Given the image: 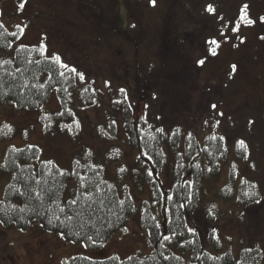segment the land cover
<instances>
[{"label":"rangeland","instance_id":"rangeland-1","mask_svg":"<svg viewBox=\"0 0 264 264\" xmlns=\"http://www.w3.org/2000/svg\"><path fill=\"white\" fill-rule=\"evenodd\" d=\"M0 22L20 30L13 47L37 45L58 56L62 69L74 70L77 90L95 93L91 105L71 106L76 128L70 129V119L54 120L47 133L40 114L59 112L55 91L33 109L0 102V166L11 145H35L41 157L66 168L90 156L107 168L110 181L126 185L137 206L98 249L34 221L25 229L0 223V264H66L76 254L125 258L151 252L138 209L148 184L137 148L123 131L124 101L151 130L168 138L178 131L181 153L189 131L199 139L211 131L221 135L228 148L221 183L231 161L248 183L264 188V0H0ZM76 92L72 100L80 104ZM241 140L247 151L240 160L234 145ZM118 149L120 159L109 162ZM174 155L168 153L159 177L165 187L173 184ZM10 177L0 169V199ZM218 207L212 223L197 207L188 227H196L208 250L206 234L214 230L235 259L238 248L257 247L264 264V200Z\"/></svg>","mask_w":264,"mask_h":264},{"label":"trees","instance_id":"trees-1","mask_svg":"<svg viewBox=\"0 0 264 264\" xmlns=\"http://www.w3.org/2000/svg\"><path fill=\"white\" fill-rule=\"evenodd\" d=\"M19 31L8 30L0 22V102L11 100L18 109H33L47 102L55 91L60 110L52 115L41 112L44 132L54 120L62 124L70 119V129L76 128V114L71 106L91 105L95 93L88 87L77 90L74 70L62 69L60 61L47 56L41 47L24 44L13 47L11 41L19 36ZM75 92L80 104L72 100ZM123 104V131L129 144L137 148L139 171L144 173L148 184V197L138 209L139 223L146 231L151 252L125 258L76 254L66 264H260L261 252L257 247L238 248L235 259L231 248L223 247L214 230L206 234L212 250L206 249L196 227L189 231V218L199 206L212 223L214 212L222 203L250 206L264 200V188L248 183L245 175L240 176L237 163L230 161L226 165L228 173L224 172L227 175L221 183L222 161L228 153L223 137L211 131L199 139L194 131H189L181 153L176 149L180 145L178 131L168 138L160 129L151 130L142 115L135 114L125 101ZM241 141L234 145L240 160L247 151ZM169 152L175 154L170 167L173 184L165 187V180L163 184L159 177L169 163ZM120 155L118 149L107 160H119ZM0 169L11 175L0 199V223L4 226L15 224L25 229L34 221L68 241L98 249L137 211L126 185L110 181L107 168L90 156L84 161L73 159L71 167L66 168L53 159L41 157L35 145H11L6 148ZM73 199L77 201L75 204L71 203Z\"/></svg>","mask_w":264,"mask_h":264},{"label":"snow or ice","instance_id":"snow-or-ice-1","mask_svg":"<svg viewBox=\"0 0 264 264\" xmlns=\"http://www.w3.org/2000/svg\"><path fill=\"white\" fill-rule=\"evenodd\" d=\"M153 3H154V0H153ZM209 10H210V11L212 10V9H211V6H209ZM249 22H251V21H249ZM211 43L215 44L216 41L213 40V41H211ZM54 59L57 60V61H59L60 58L57 56V57H54ZM201 63H203V61H201ZM63 66H64V67H67L66 65H63ZM61 75H63V73H61ZM213 107H215V106H213ZM240 143H241V145L243 146V142L241 141ZM49 163H51V161H49ZM76 202H77V201H76L75 199H73V200L71 201L72 204H75ZM61 211H63V209H61ZM189 231H192V229H189ZM89 239H91V237H89Z\"/></svg>","mask_w":264,"mask_h":264}]
</instances>
